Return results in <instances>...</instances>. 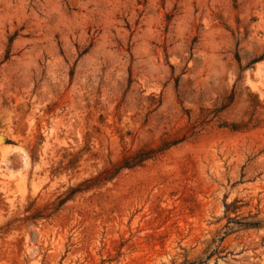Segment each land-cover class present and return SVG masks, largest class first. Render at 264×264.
<instances>
[{
  "label": "rangeland",
  "instance_id": "1",
  "mask_svg": "<svg viewBox=\"0 0 264 264\" xmlns=\"http://www.w3.org/2000/svg\"><path fill=\"white\" fill-rule=\"evenodd\" d=\"M0 264H264V0H0Z\"/></svg>",
  "mask_w": 264,
  "mask_h": 264
},
{
  "label": "trees",
  "instance_id": "2",
  "mask_svg": "<svg viewBox=\"0 0 264 264\" xmlns=\"http://www.w3.org/2000/svg\"><path fill=\"white\" fill-rule=\"evenodd\" d=\"M244 223H247V224H250V225H256V223H258V222H244Z\"/></svg>",
  "mask_w": 264,
  "mask_h": 264
}]
</instances>
